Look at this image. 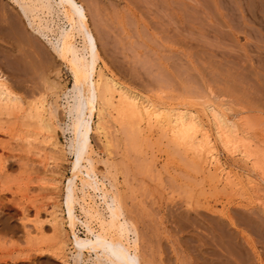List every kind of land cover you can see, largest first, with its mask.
Listing matches in <instances>:
<instances>
[{
    "label": "rangeland",
    "instance_id": "1",
    "mask_svg": "<svg viewBox=\"0 0 264 264\" xmlns=\"http://www.w3.org/2000/svg\"><path fill=\"white\" fill-rule=\"evenodd\" d=\"M81 1L90 10V24L106 66L103 68L107 69H104L105 72L114 73L124 86L136 90L138 94L144 93L143 97L151 96L156 102L161 100L156 91L165 86L170 95L167 92L162 95L167 97L168 103L176 104L182 99L187 107L192 104L191 108L200 110L203 118L202 107L213 101L212 104L220 108L224 115L246 130L252 146L259 149L263 160V167L256 172L241 156L236 158L217 146L222 164L233 176L231 181L209 180V175L203 172L197 174L195 169V173L192 168H188L187 172L181 170L182 162L168 157L165 153L167 145L160 141L143 142L141 152H136L126 144L127 136L123 131L115 135L111 128L113 135H119V140L114 141L115 145L108 154L100 136L93 132L92 154L97 168L100 174H106L107 178L109 174L117 180L125 212L137 226L142 259L151 264H264V0L262 3L260 0ZM24 22L20 24L25 35L37 37ZM5 32L0 30V38ZM34 40L32 49L49 48L47 39L37 37ZM0 42L4 43L1 39ZM44 65L35 63L33 67L37 71L33 75L28 72L26 77L32 82L38 81L39 86L42 75L49 74L50 79H57L55 72L44 70ZM61 66V81L65 82L64 90L68 91L72 88V79L64 65ZM185 96H188L187 99ZM63 102L65 97L61 94L59 103ZM2 137L3 141H9L8 135L0 134ZM8 151H1L0 148V153L8 154ZM40 153L45 155L44 151ZM73 160L66 154L58 159L59 162L56 161L57 169L54 161L48 160L47 167L56 170L61 178L60 189L70 175L69 165ZM11 173L14 176L7 179V182L11 180L9 183L6 178L3 182L0 179V188L10 189L9 192L7 189L4 191L5 199L20 201L23 199L21 191L24 189L21 188L25 187V180L20 182L16 167ZM199 181L207 184L202 190L195 185ZM189 185L195 189L189 188ZM183 191L190 193L191 199H187L189 196H184ZM7 207L15 206L7 204ZM33 214L31 210L26 219L28 225L33 224ZM20 217V212H16L13 219L19 224ZM19 226V231L12 236L19 245L14 250L9 243L0 242V257H6L13 250V255L31 254L36 264H61L46 253V248L49 250L54 243L51 239L53 231L48 226L43 238L32 242L26 241L22 226ZM5 236L8 239L9 234ZM211 243L219 251L215 250V258L207 255ZM227 252L230 254L227 255L228 260L225 257ZM29 263V260L0 261V264Z\"/></svg>",
    "mask_w": 264,
    "mask_h": 264
},
{
    "label": "bare ground",
    "instance_id": "2",
    "mask_svg": "<svg viewBox=\"0 0 264 264\" xmlns=\"http://www.w3.org/2000/svg\"><path fill=\"white\" fill-rule=\"evenodd\" d=\"M0 2V30L8 31L0 38L4 42H0V134L9 136V141L0 138V148L1 151L10 150L8 154L0 153V179L3 182L6 178L7 182L13 175L12 169L16 167L20 182L25 180V187L21 188L24 189L21 191L23 199L20 201L5 199L4 191L7 189L9 192L10 189L0 188V242L9 243L10 248L15 250L19 242L12 236L19 231V224L28 242L42 239L48 226L53 231L51 239L54 243L49 250L46 248V253L61 264H151L142 259L137 226L125 212L117 180L109 177V174L107 178L106 174L99 173L92 154L93 132L100 136L107 153H111L114 141L119 140V135H115L121 131L127 136L126 144L136 152L143 142L160 141L167 145L165 153L168 157L182 162L181 170L187 172L188 168H192L195 173V169L197 174L203 172L209 175V180L221 179L225 182L231 181L233 176L222 164L217 146L236 158L237 155L241 156L256 172L263 167L261 153L252 146L246 130L224 115L220 108L212 104L213 101L202 107L203 118L200 110L191 108L192 104L187 107L188 104L182 99L175 101L176 104L168 103L167 97L162 95L168 90L165 86L156 91L161 99L156 102L151 96L143 97L144 93L138 94L136 90L124 86L114 73L105 72L106 68L103 67L106 66L90 24V10L83 1ZM23 20L31 33L47 39V50L39 47L32 49L37 37L25 35L20 24ZM35 63H44V70L47 73L55 72L57 79H50L49 74H45L41 77V84L38 83L41 86L37 85L36 80L32 82L26 75L28 72L33 75L37 71ZM100 63H103L102 66ZM61 65L72 79V88L68 91L64 90L66 85L61 81ZM61 94L65 97L63 103H59ZM42 151L45 152L44 156L40 153ZM66 154L74 160L69 165L70 175L60 189L61 178L56 170L49 169L47 165L48 160L54 161L57 169L56 161ZM148 167L151 166L148 164ZM250 181L247 180L248 183ZM195 185L202 190L207 184L199 181ZM189 188L194 187L189 185ZM183 194L189 196L187 199L192 196L187 191H183ZM7 204L15 207L9 208ZM31 210L34 211L33 224L28 225L26 219ZM16 212L21 214L19 224L13 219ZM8 234L6 239L5 235ZM211 240L214 239L211 237ZM215 247L213 243L208 246L207 255L212 258L216 256ZM12 251L6 257H0V261L29 260L31 264H36L31 254L13 255ZM216 251L219 252L218 249ZM227 255H230L229 252L225 254L228 260Z\"/></svg>",
    "mask_w": 264,
    "mask_h": 264
}]
</instances>
